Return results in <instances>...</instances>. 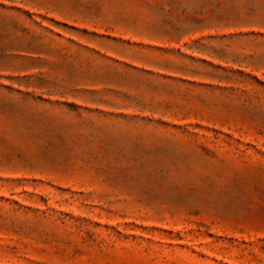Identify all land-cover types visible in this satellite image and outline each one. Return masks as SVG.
<instances>
[{"label":"rangeland","instance_id":"rangeland-1","mask_svg":"<svg viewBox=\"0 0 264 264\" xmlns=\"http://www.w3.org/2000/svg\"><path fill=\"white\" fill-rule=\"evenodd\" d=\"M0 264H264V0H0Z\"/></svg>","mask_w":264,"mask_h":264}]
</instances>
